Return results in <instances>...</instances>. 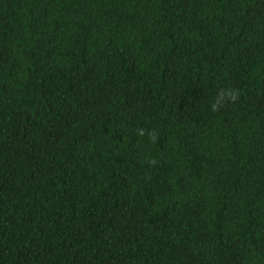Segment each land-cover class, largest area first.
<instances>
[{
	"label": "trees",
	"instance_id": "trees-1",
	"mask_svg": "<svg viewBox=\"0 0 264 264\" xmlns=\"http://www.w3.org/2000/svg\"><path fill=\"white\" fill-rule=\"evenodd\" d=\"M0 264H264V0H0Z\"/></svg>",
	"mask_w": 264,
	"mask_h": 264
},
{
	"label": "clouds",
	"instance_id": "clouds-1",
	"mask_svg": "<svg viewBox=\"0 0 264 264\" xmlns=\"http://www.w3.org/2000/svg\"><path fill=\"white\" fill-rule=\"evenodd\" d=\"M222 99H223V93H221V94L219 95L217 103L219 102V100H222ZM232 99H236V96L233 95V96H232ZM212 107H213V109H216V108H217V104H213Z\"/></svg>",
	"mask_w": 264,
	"mask_h": 264
}]
</instances>
